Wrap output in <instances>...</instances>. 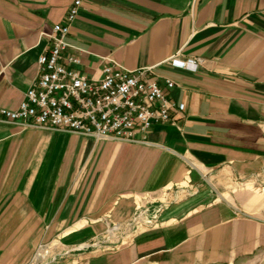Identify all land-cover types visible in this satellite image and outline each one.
<instances>
[{
	"label": "crops",
	"instance_id": "0c3cea01",
	"mask_svg": "<svg viewBox=\"0 0 264 264\" xmlns=\"http://www.w3.org/2000/svg\"><path fill=\"white\" fill-rule=\"evenodd\" d=\"M73 1L0 0V110L23 100ZM65 42L89 79L152 67L185 110L148 145L0 115V264H264V183L241 184L264 175V0H81ZM139 207L152 225L101 250Z\"/></svg>",
	"mask_w": 264,
	"mask_h": 264
},
{
	"label": "built area",
	"instance_id": "2783aa9c",
	"mask_svg": "<svg viewBox=\"0 0 264 264\" xmlns=\"http://www.w3.org/2000/svg\"><path fill=\"white\" fill-rule=\"evenodd\" d=\"M81 0H74L64 21L55 24L48 40L50 48L38 56L36 79L13 110L1 109L8 123L24 127L52 130L91 137L95 141L148 145L146 134L157 124L175 125L182 117L185 105L173 102L167 91L173 81L160 78L152 67L132 71L108 62L98 79H89L74 66L78 57L63 55L70 25L76 19ZM170 64L185 70H195L196 60H178ZM139 207L137 213L123 223L108 225L100 235L101 250L113 249L129 242L139 231L152 225Z\"/></svg>",
	"mask_w": 264,
	"mask_h": 264
},
{
	"label": "rangeland",
	"instance_id": "374dc122",
	"mask_svg": "<svg viewBox=\"0 0 264 264\" xmlns=\"http://www.w3.org/2000/svg\"><path fill=\"white\" fill-rule=\"evenodd\" d=\"M261 182L264 183V175H263V178L261 179V181H257V182L256 181H242L241 184H243L245 186H250L252 184H257V183H261ZM225 196L227 197L228 194H226ZM59 242L60 241L56 240V241H53V242L48 243L47 245L43 246L40 249V251L38 252L39 255H42V258H43V255L45 254V251H47L48 252V255L46 257H44V259H46L49 255H52L53 253H56L58 249L62 248V246L60 245ZM35 264H38V263L35 262Z\"/></svg>",
	"mask_w": 264,
	"mask_h": 264
},
{
	"label": "bare ground",
	"instance_id": "6f19581e",
	"mask_svg": "<svg viewBox=\"0 0 264 264\" xmlns=\"http://www.w3.org/2000/svg\"><path fill=\"white\" fill-rule=\"evenodd\" d=\"M204 176H206V175H204Z\"/></svg>",
	"mask_w": 264,
	"mask_h": 264
}]
</instances>
